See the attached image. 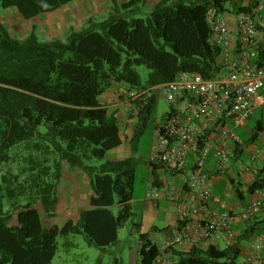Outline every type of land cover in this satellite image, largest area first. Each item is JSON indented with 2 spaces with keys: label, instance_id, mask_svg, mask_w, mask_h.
Segmentation results:
<instances>
[{
  "label": "trees",
  "instance_id": "trees-1",
  "mask_svg": "<svg viewBox=\"0 0 264 264\" xmlns=\"http://www.w3.org/2000/svg\"><path fill=\"white\" fill-rule=\"evenodd\" d=\"M71 1L0 0V8L15 7L29 20ZM141 2L146 0H128L130 18L116 10L104 20H90L87 28L72 27L63 38L44 41L36 25L20 37L0 17V163L22 150L30 162L19 173L2 174L0 264H51L60 235L67 247L74 245L71 238L78 234L98 247L117 242L119 229L134 214L137 164L133 157L106 159L122 137L116 113L104 106L100 95L111 80L125 82L132 90L175 80L182 72L216 76L221 50L212 39L208 9L216 6L224 12L228 2L244 10L233 0H161L145 17H136L134 7ZM166 44L173 50L168 51ZM136 65L150 69L145 84ZM152 98L143 102L139 120L152 115ZM261 102L258 99L255 106ZM93 159L104 161L89 164ZM66 166L88 176V205L75 219L45 227L36 204L48 213L55 211ZM136 226L139 264H156L160 248L142 231L140 221ZM199 259L184 257L181 262L208 264Z\"/></svg>",
  "mask_w": 264,
  "mask_h": 264
},
{
  "label": "built area",
  "instance_id": "built-area-1",
  "mask_svg": "<svg viewBox=\"0 0 264 264\" xmlns=\"http://www.w3.org/2000/svg\"><path fill=\"white\" fill-rule=\"evenodd\" d=\"M241 7L244 10H239L234 30L216 6L208 9L212 39L221 50L222 65L216 76L182 72L175 80L161 85L168 102L183 98L185 105L157 125L154 157L173 170H187L188 183L202 202L221 201L213 192L212 176L204 169L208 154L215 149L221 170L230 160V151L225 143L215 146L212 137L202 140L199 125L204 133L219 130L224 142L241 143L234 127L248 123L258 99L264 103V0H246ZM151 95V88L128 92V98L137 102H147ZM193 155L194 161L189 168ZM147 196L155 200L165 196L177 203L182 222L175 234L161 245L162 251L155 261L156 264H175L166 250L189 237V222L201 213L203 206L186 201L176 192L165 193L161 189H150ZM263 209L264 200L259 198L242 212L209 213L200 224L196 240L214 242L225 234L234 237L233 225L238 217L250 220ZM262 236L264 238V230Z\"/></svg>",
  "mask_w": 264,
  "mask_h": 264
},
{
  "label": "crops",
  "instance_id": "crops-1",
  "mask_svg": "<svg viewBox=\"0 0 264 264\" xmlns=\"http://www.w3.org/2000/svg\"><path fill=\"white\" fill-rule=\"evenodd\" d=\"M89 1H91L92 5L88 1L85 3L84 0H73L54 11L42 14L50 16L49 18H51L53 24L58 26L64 32L63 34H68L70 23H75L76 20V23H78L76 18L86 14L90 9L96 8L95 14L100 17L106 16L105 14L111 12L109 8H112V6L108 2L103 0ZM160 1L146 0L150 10ZM245 3L246 0H240L237 6H245ZM227 4L228 2L225 3L226 10L222 12V15L228 19L230 27L234 30L239 10L236 9V5L228 6ZM10 15H14L16 18L21 17L15 7L0 8L2 21L4 16L9 17L11 21ZM74 15L76 16L74 17ZM161 85L151 87L152 97H154L152 98L153 108L157 105L158 95H162L166 100ZM129 90L127 83L111 80L106 91L100 95V101L104 106L109 111L116 113L122 137L121 145L111 149L109 152L125 147L123 145L125 141L123 136L125 134L126 138L127 130L137 122L138 112L143 105V102L128 98L127 92ZM169 104V108L163 112V116L157 122L156 127L164 122L170 113L181 109L185 105V99L179 98ZM251 119H254V126H250L247 123L244 126L234 127V130L240 135L242 140L241 143L237 144L232 140H225L224 142L217 129L204 133L199 125L202 140L212 137L215 146L225 143L230 151V160L227 166L221 170L218 167L214 148L208 154L204 165V169L212 176L213 192L221 201L212 199L202 202L188 183L187 170H173L156 159L154 157L155 138L150 157L147 159L149 167L147 191L155 187L165 193L176 192L186 201L201 203L203 206L201 213L195 215L189 222V237L166 250L168 256L175 264H189L181 262L184 257L201 258V260L208 261V264H264V238L262 236L264 230V209L250 220H243L238 217L233 225L234 237L225 234L214 242H199L196 240L201 231L200 224L209 213L233 210L242 212L250 202L259 198L264 200V188L260 187L264 186V129H259V126H263L264 123L263 102L255 106V112ZM117 152H115V156ZM115 156L111 160L131 157H120V154ZM193 161L194 155L191 158L189 168L192 166ZM159 219L164 222L163 225L158 224ZM178 221L179 215L176 202L168 200L165 196L156 200L147 197L144 201L143 210L140 213L141 229L149 235L150 239L160 249L161 245L175 234L178 228ZM224 251L225 253L222 257L217 256V254ZM137 255L138 248L136 249V257H134L136 260ZM137 264H139L138 260ZM193 264L203 263L195 262Z\"/></svg>",
  "mask_w": 264,
  "mask_h": 264
},
{
  "label": "rangeland",
  "instance_id": "rangeland-1",
  "mask_svg": "<svg viewBox=\"0 0 264 264\" xmlns=\"http://www.w3.org/2000/svg\"><path fill=\"white\" fill-rule=\"evenodd\" d=\"M87 1L91 3L89 0H84L85 3H87ZM103 1L108 2V4L112 6V8H109L111 12L105 14L106 16L100 17L96 15V8H92L86 14L76 18L78 19V23H76L77 20L75 23H70L69 28H87L90 25V20L96 22L104 20L112 13H116V10H119L118 12L120 14L129 18L132 15L129 10L130 7L127 6L128 0ZM171 1L174 2L176 0ZM227 5L229 6L230 4L228 3ZM134 8L137 11L135 14L136 17H145L150 10L147 2H141ZM7 16L3 17V22L8 26L11 32L20 37L28 35L26 33L28 31L29 33L31 32L33 25H36V33L39 39L43 41L53 38H63L67 35L63 34L64 32L53 24L51 18H49L50 16L47 14H40L29 20H25L22 17L16 18V16L10 15L11 21ZM75 16L76 15H74V17ZM70 31L69 29L67 33ZM166 49L168 51L173 50L170 44H166ZM134 69L140 75L141 83L145 84L150 69L145 65H136ZM169 103L170 102L166 101L162 95H158L157 105L153 109L152 115L148 119H137V122L127 130L126 138L125 134L123 136L125 139L123 145H125V147L116 150L118 151L117 155L120 154V157L131 156L135 159L137 164L132 199L134 214L119 229L117 242L105 247H98L90 245L84 235L78 234L71 238L74 241V245L72 247H67L65 244L66 239L60 235L58 237L57 252L51 264H137L139 252L137 260L134 258L136 257V249L138 248L139 250V233L136 223L140 221V213L143 210L144 201L147 199L149 170L147 159L150 157L152 146L156 138V124L162 118L163 112L169 108ZM248 124L254 126V119H250ZM2 133L3 127L0 121V139ZM116 151L108 152L106 159L114 158ZM24 153H26L24 150L21 151V154H13L11 152V160L9 162L0 163V181L2 179V174L7 171L10 170L14 173H19L25 166H30V162L23 158ZM103 161L104 160L93 159L88 163L99 166ZM150 189L155 190L157 188L152 187ZM90 193L91 188L88 176L80 168H69L66 166L57 189L59 201L55 211L52 214L48 213L44 210L41 203L36 204L44 226L50 227L55 223L63 225L68 219H75L78 212L88 205ZM113 209L117 212L118 206H114ZM158 224L163 225L164 222L159 219Z\"/></svg>",
  "mask_w": 264,
  "mask_h": 264
}]
</instances>
